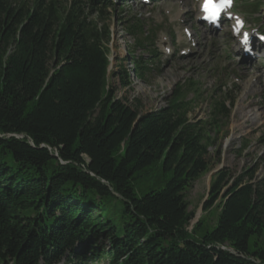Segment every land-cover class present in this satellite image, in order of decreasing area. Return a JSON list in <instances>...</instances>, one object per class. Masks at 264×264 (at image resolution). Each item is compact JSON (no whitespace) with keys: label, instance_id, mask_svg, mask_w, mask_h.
I'll use <instances>...</instances> for the list:
<instances>
[{"label":"trees","instance_id":"1","mask_svg":"<svg viewBox=\"0 0 264 264\" xmlns=\"http://www.w3.org/2000/svg\"><path fill=\"white\" fill-rule=\"evenodd\" d=\"M124 4L0 0V264H264L256 169L214 173L203 207L220 202L218 218L190 230L187 193L211 168L207 135L229 119L225 101L208 121L190 117L183 87L147 112L116 96L113 76L131 82L122 64L111 71L107 21ZM161 161L171 177L138 197Z\"/></svg>","mask_w":264,"mask_h":264},{"label":"rangeland","instance_id":"2","mask_svg":"<svg viewBox=\"0 0 264 264\" xmlns=\"http://www.w3.org/2000/svg\"><path fill=\"white\" fill-rule=\"evenodd\" d=\"M180 6L185 8L183 12H179ZM195 8L194 0H164L157 5H144L141 0H127L120 10L108 11L111 19L107 21L111 24L112 33L111 71L118 73L119 68L116 65L122 64L123 69L128 71L131 82L129 87H124L119 76H113L111 83L116 90V96L128 99L144 112L165 105L167 99L183 87L184 92L188 90L186 101L190 105V117L210 121L213 108L211 102L213 99H219V86L225 90L226 84L232 86L233 82L239 80L237 84L240 86V92L229 119H223L221 124L213 127L207 135L208 161L211 168L194 182L187 193L190 210L195 212L190 230L201 219L213 226L220 213L218 206L220 202L207 212L203 207L209 197L213 172L223 169L236 178L247 169H256L257 177L264 176V99L261 95L257 99L253 97V94L260 89L264 91V78L261 86L248 87L250 77L244 79L240 75L250 67L243 69L241 67L244 65L237 63L239 65L237 71L219 69L221 64L235 62L231 56L225 55V44L231 35L223 29L217 33L205 31L195 21ZM135 16L140 17L141 20L150 18L153 22L148 23L147 28L151 25L157 31L155 48H158L159 55L151 61L146 58L142 60L147 61L151 68L145 79L138 77L134 72L132 58L144 57L147 50L138 48L135 37L126 31V27L134 21ZM259 16L261 18L259 23L252 21L251 18ZM119 18H123V24L118 22ZM251 18L253 26H260L264 30V8L259 15ZM184 20L185 23L182 24ZM184 25L192 27L198 44L190 55L181 57L175 52L188 46L181 37ZM163 35L181 38L179 42L173 44L174 56L164 53ZM230 50L233 51L234 47L230 46ZM151 62L155 64L152 65ZM223 78L228 79L224 84ZM161 163L162 161L135 182L138 197L151 189L164 187L171 177L170 173L164 172ZM65 263L66 260L60 264ZM89 263L97 264L93 261Z\"/></svg>","mask_w":264,"mask_h":264},{"label":"snow or ice","instance_id":"3","mask_svg":"<svg viewBox=\"0 0 264 264\" xmlns=\"http://www.w3.org/2000/svg\"><path fill=\"white\" fill-rule=\"evenodd\" d=\"M232 0H204L203 11L205 13V19L215 22L220 13L226 8L230 7ZM239 33V29H237ZM264 39V37H262ZM242 44L246 45L248 43V34H244V39L241 41Z\"/></svg>","mask_w":264,"mask_h":264},{"label":"water","instance_id":"4","mask_svg":"<svg viewBox=\"0 0 264 264\" xmlns=\"http://www.w3.org/2000/svg\"><path fill=\"white\" fill-rule=\"evenodd\" d=\"M55 156H57V155H55ZM218 171H219V169H218V170H216L215 172H213V174H214V173H216V172H218Z\"/></svg>","mask_w":264,"mask_h":264}]
</instances>
